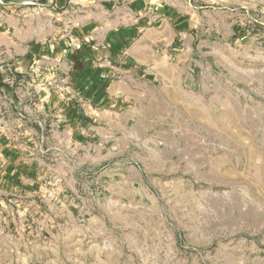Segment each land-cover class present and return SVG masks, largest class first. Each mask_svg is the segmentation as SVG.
<instances>
[{
  "label": "rangeland",
  "instance_id": "obj_1",
  "mask_svg": "<svg viewBox=\"0 0 264 264\" xmlns=\"http://www.w3.org/2000/svg\"><path fill=\"white\" fill-rule=\"evenodd\" d=\"M213 4L127 96L0 72V264H264V0Z\"/></svg>",
  "mask_w": 264,
  "mask_h": 264
},
{
  "label": "crops",
  "instance_id": "obj_2",
  "mask_svg": "<svg viewBox=\"0 0 264 264\" xmlns=\"http://www.w3.org/2000/svg\"><path fill=\"white\" fill-rule=\"evenodd\" d=\"M216 1L0 0V72L24 75L49 55L70 93L98 103L127 96L168 77L170 51L212 21Z\"/></svg>",
  "mask_w": 264,
  "mask_h": 264
}]
</instances>
